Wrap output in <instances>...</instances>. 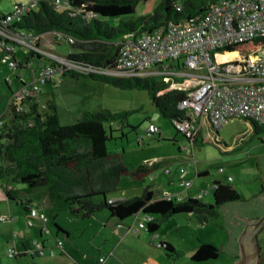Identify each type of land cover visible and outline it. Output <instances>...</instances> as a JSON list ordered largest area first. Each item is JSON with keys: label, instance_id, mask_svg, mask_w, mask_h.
Masks as SVG:
<instances>
[{"label": "trees", "instance_id": "1", "mask_svg": "<svg viewBox=\"0 0 264 264\" xmlns=\"http://www.w3.org/2000/svg\"><path fill=\"white\" fill-rule=\"evenodd\" d=\"M140 1L146 0H42L35 10H31L20 22L12 24L9 28L16 33L38 37L31 43L33 46H38L39 36L47 32H53L55 37L60 35L59 38H73V43L68 42L73 51L64 56L68 61L82 67L109 70L114 67L119 57L120 42L126 35L152 32L169 23L203 15L211 3L219 0H161L152 14L139 17L135 21H119L113 27L105 21L133 14ZM56 3L60 5L59 9L55 7ZM177 6L180 10L176 9ZM9 11L0 12V19ZM87 13L95 14V17H87ZM262 42V39L255 38L216 49L211 54L212 61L218 65L238 62L255 53ZM11 45L13 48L18 46L14 43ZM3 50L0 47V54H3ZM12 56L14 69L25 66L21 65V60L25 58L27 60L28 56L36 57L38 62L48 61L32 50H29L26 57L21 60L16 59L15 51ZM65 75L85 76L121 89L147 90L155 111L166 119L177 133L180 132L176 129V123L195 119L190 109L178 107L185 97L183 90H167L166 84L157 85L150 77L116 78L67 70L60 76ZM19 102V105L26 109L25 112L17 113L18 105L14 104L10 119L0 121V189L6 200L19 204L28 216L30 209H36L38 212L39 210L31 208L28 201L19 197L15 184L25 185L29 189H41L49 202H62L72 217L81 220L104 210L118 221L131 219L139 213L143 215V219L144 216H150L151 220L144 222L143 229L151 233H155L160 225L172 216L192 213L206 218L212 216L216 208L240 200L239 194L231 185L219 181H214L213 184L212 203L199 202L193 198L154 199L152 192L147 188L141 196L108 200V194L119 190L122 176L143 178L161 163L148 166L145 162L134 170H129L123 164L120 154L107 150L106 143L111 139L112 130L109 129L108 133L104 124L125 119L129 113H112L106 109L94 114L86 112L74 124L58 126L53 114L55 107L50 102L46 109L50 107L52 112L48 114L38 112L37 100ZM250 124L255 134L264 132V125L253 121ZM122 127L120 122V131ZM211 129L218 136L219 129ZM155 134L159 137L160 130ZM203 176L198 175L199 178ZM95 197H100L101 200L95 201ZM55 228L61 231L57 225ZM160 246L164 247L171 257L176 255L170 244L161 243ZM28 253L32 256L41 255L40 251L22 253L17 251L13 256L21 257ZM218 256L219 250L215 246L201 243L194 250L191 260L203 262L216 259Z\"/></svg>", "mask_w": 264, "mask_h": 264}, {"label": "rangeland", "instance_id": "2", "mask_svg": "<svg viewBox=\"0 0 264 264\" xmlns=\"http://www.w3.org/2000/svg\"><path fill=\"white\" fill-rule=\"evenodd\" d=\"M13 0H0V12H4ZM28 1V0H21ZM161 0H146L137 3L133 14L120 17L118 19H105L110 27L116 26L119 21L130 22L135 21L139 17L152 14L153 10L159 5ZM53 32H47L39 38L38 45L43 49L53 51L59 56H66L73 51L68 43L67 37L53 38ZM55 35V34H54ZM18 56L22 59L26 57L28 47L18 45L15 48ZM17 58V57H16ZM24 61L26 67L14 69L10 64L2 62V54H0V121H7L11 117L12 107L14 104L19 106L20 99L12 97L21 87V82L29 85L33 81V72L39 74V62L36 57H27ZM28 64H30L28 66ZM56 72L54 77L47 84L41 86L38 93V112L48 114L52 112L50 107L46 106L50 102L55 107V117L58 126H68L79 120L83 113H97L101 110H109L112 113L127 112L129 113L125 119L106 122L104 124L106 131L112 130L111 139L106 143L109 152L118 153L122 157L123 164L129 170H134L139 165L149 160L161 161L158 169L145 174L143 178L124 175L119 181V190L107 195V199H131L136 196H141L147 186L160 187V195L157 192L155 196L163 198L167 196L168 179L163 174L165 168H169L172 174L180 164L187 167V164L181 162V157L187 155L186 140L183 135L177 133L172 125L160 116L152 106L148 91L145 89H121L112 84L100 82L85 76L72 77L70 75L60 76ZM155 84H163V76L156 74L150 76ZM176 82H182L183 78H178ZM174 81V82H175ZM14 103H10L11 101ZM10 106V107H9ZM120 122L122 129L119 130ZM149 125H153L160 130L159 137L149 135L147 130ZM203 136L205 140L203 144L195 145L191 153V160L197 163V166L209 171L208 176L195 178L194 187L200 190L209 188V194L203 197L196 194L195 198L199 202H212V189L210 186L214 180H220L226 183V176L229 175L234 180L230 183L236 188L239 194L241 205H249V201L259 200L261 186L264 185V132L255 134L251 124L242 118H232L218 130V136L215 132L209 134L205 126H203ZM215 140L220 141L219 143ZM188 146V145H187ZM192 150V151H193ZM179 152V153H178ZM180 163V164H179ZM191 165V164H190ZM193 167V165L191 166ZM219 168H223L224 172L220 173ZM207 182V183H204ZM14 187L18 190L19 197L23 200L30 198L32 204H37V208H45V215L48 218L47 226L49 230H54L53 227V206L43 203V192L41 189H29L25 185L15 184ZM163 188V189H162ZM256 197V198H255ZM95 201L101 200L100 197H95ZM59 205H65L62 202ZM59 212L55 217L57 222L68 226L73 218L69 212L64 213L61 207L55 208ZM105 211V210H104ZM2 215L6 218L0 220V264H34L36 261H43L46 264H63L67 262L66 255H60L59 251L50 252L49 245H54L56 239L44 232L48 245L46 246L45 257L41 255L31 254L26 256L14 257L10 255L9 250H21V245L18 240L19 236L26 235L27 246L26 251L36 250V242L33 241V229H37V220H33L34 226L29 227L27 221L29 216L24 213L23 208L14 201H8L0 192V219ZM264 213L260 216L263 217ZM79 219V218H78ZM174 219H182L174 218ZM211 223L203 228L198 225L187 227L181 233L173 232L169 240L179 248L180 255L172 256L174 261L182 264H231L233 262L229 249V241L231 239L230 227L227 218L222 214L221 209L214 210V217L211 218ZM170 221V220H169ZM64 225V226H65ZM74 226V225H73ZM73 231V242L75 247L80 250H88L90 245L98 242L104 236L95 237L92 231L86 229L81 230L78 226ZM38 231V229H37ZM17 245H14V239L17 235ZM59 240L62 241V249L66 245V239L59 235ZM240 235L235 243L239 244ZM258 240L262 245V253H264V222L262 231L258 236ZM207 243L215 246L219 250V256L213 260L203 262L191 261V256L194 248L201 244ZM164 251V250H162ZM104 259V257H103ZM71 261V259L69 258ZM63 261V262H62ZM72 263V261H71ZM68 264V263H66Z\"/></svg>", "mask_w": 264, "mask_h": 264}, {"label": "built area", "instance_id": "3", "mask_svg": "<svg viewBox=\"0 0 264 264\" xmlns=\"http://www.w3.org/2000/svg\"><path fill=\"white\" fill-rule=\"evenodd\" d=\"M40 1L42 0L15 3L0 19L3 63L15 67L12 56L14 48L11 43L28 47L40 54L45 61L48 60L44 63L39 62V74L36 75L35 71H32L33 81L29 85L21 82V87L12 97H18L20 101L37 100L41 86L54 77L56 72L61 74L65 70L116 78L150 77L161 74L167 90L184 91L185 97L178 107L190 109L195 115L194 120L176 123V129L187 139L191 147L197 141L204 121L216 129L235 117L249 123L253 121L264 125V0H219L211 3L203 15L169 23L152 32L130 33L120 42L119 57L114 67L109 70L74 64L53 51L43 49L39 45L33 46L31 43L38 37L16 33L9 28L12 24L20 22L31 10H35ZM55 7L59 9L60 5L56 3ZM176 9L180 10V7L177 6ZM87 17H95V14L87 13ZM41 36L43 35L39 38ZM59 36L57 35L58 38ZM255 38L262 39V45L245 59L224 65L213 63L211 54L216 49ZM5 40L9 42L6 43ZM68 42L73 43V38H68ZM24 65L26 67V64ZM181 77L182 82L175 81ZM10 103H14V100ZM25 110L20 105L16 108L17 113ZM158 131L153 125H149L147 130L149 135ZM158 162L161 161L155 159L147 161V164L153 166ZM222 171L223 169L219 168V172ZM170 173L169 168L163 171L166 176ZM177 174L179 186L183 190L193 186V180L186 177L185 167H178ZM231 180L232 178L228 177V181ZM166 195L163 198L167 200L182 199L171 193ZM36 218L44 225L47 222L43 214L36 209H30L27 225L33 227V220ZM150 220V216H144V222ZM144 222L138 224L139 229L145 228ZM54 249L62 251V242L57 241L50 247L51 254L54 253ZM39 251L42 254L40 248ZM9 253L13 256L17 254V250L10 249ZM104 260L99 259V264Z\"/></svg>", "mask_w": 264, "mask_h": 264}, {"label": "crops", "instance_id": "4", "mask_svg": "<svg viewBox=\"0 0 264 264\" xmlns=\"http://www.w3.org/2000/svg\"><path fill=\"white\" fill-rule=\"evenodd\" d=\"M15 2H24V1L13 0L5 11H9L11 9V6ZM52 36L53 38H55L54 34H52ZM2 38L3 37L0 35V39ZM15 55L17 57L16 58L17 60H21L18 56L17 51L15 52ZM24 61L25 60L23 59L21 60V65L25 64ZM21 68L24 69L25 66H22ZM36 99L38 101V95ZM203 126H205L209 134L214 132L211 129L209 123L207 121H204L202 123V129H201L200 135L198 136L196 145L203 144L205 140V137L203 136V132H202ZM186 144L188 145V146L186 145L185 147L187 149L186 151L187 155L184 157H181L180 159L181 162H184L187 164V167H185L186 172H187L186 177L192 179L193 177L199 178L198 175L208 176L209 171L207 169L202 168V166H197V163L195 162L194 164L191 160L190 154L194 153V150H193L194 146L191 147L187 141H186ZM192 165L193 167H191ZM159 166H157L155 169H158ZM181 166L183 167L182 164H180V167ZM178 167L174 170V174H172L171 172L169 176H166L168 179V189L163 190V191H168L167 193L177 195L178 197H182L183 199L195 198L196 194L198 195L202 194V197L204 195L209 194V191H208L209 188H206V190H200V192L198 191L199 189L197 188H195V190L191 188L183 190L179 186V183H178V180H179L178 174H177ZM262 170H264V164L262 166ZM223 172H224V169H223ZM228 177H231V176L229 175L226 176V182L227 184L231 185L230 183H233L234 180L232 179L231 181H228ZM214 181L221 182L220 180L213 179L210 189L214 187L213 185ZM204 183H207V182H204ZM222 184H226V183H222ZM194 185L195 184L193 181L192 187H194ZM146 188L152 192L154 199H159V197L155 196V194L158 192L160 195L161 193L160 191H162L160 187L156 186L154 188V186L153 187L147 186L145 187V189ZM233 188L236 190L235 187ZM0 192H2L1 189H0ZM256 197H260L259 201L261 203L259 204L257 203ZM256 197H255L256 198L255 203L254 201H249L248 206L242 205V204L240 205L239 204L240 200H239L238 202L227 203L219 207V209H221L222 214L227 218V221L230 227L229 231L231 233V239L229 241V249H230V254L232 256V259H233V262L231 264H235L236 261L238 260V255H236V252L234 251L235 248L233 245V241H236L243 225H247L248 227H251L252 220L250 219L258 217L262 215V213H264V185L261 186L259 196H256ZM108 200H121V199L109 198ZM26 201L30 203L31 208H37L38 205L32 204V200L30 198H27ZM43 203L49 204L53 206L54 208L52 212L54 230L53 231L49 230V227L47 226V223L49 220L47 216L45 215L46 209L41 208V207L37 208L40 213H43L46 216L47 222L45 225H43L39 220H37L38 231L36 228L33 229V233H34L33 241H38L36 242L37 247H36V250L34 251L37 252L39 251V248H40V250L42 251V254L40 257H45L46 249H47L46 246L48 245L47 244L48 241H47L46 236L43 235L44 232L51 235V237L55 238L56 241L59 240V237H60L59 235H61L64 239H66L67 243L65 247L62 249V251H59V250H54V251H57V252L59 251V254L61 256L66 255L68 258L66 263L68 264H99V259L103 257L105 260L102 264H182L180 262H177L176 260L174 261V259H172V257L166 253L164 247L160 246V244L161 243L170 244L172 248L174 249V251L176 252L175 256L180 255L179 248H177V246L169 240V237L171 236V234L173 232L181 233V231H183L184 229H188L187 227H192L195 225H198L199 228H203L204 226L209 225L211 223L210 221H212L211 218L214 217V214L206 218H202L192 213L175 215L169 218L168 220L164 221L155 233H151L147 231L146 229L138 228V224L141 222H144L143 215L141 213L137 214L135 217L131 219H128L125 221H118L117 219L110 217V214L108 213V211L105 210V211L98 212L94 216L88 219H85V220H81V219L73 217L71 219L70 224L66 226L65 224H61L57 222V219L55 220V217H57L59 214V212L55 210L56 206L61 207L64 210V213H68V208L66 207V205H59V203H51L44 196V194H43ZM207 203H212V202H207ZM24 213L27 214V212H24ZM180 217H182V219H174V218H180ZM244 218L248 219V221L246 222ZM56 225L61 229V231L55 228ZM75 226H78V228H80L81 230L86 229L87 231H92L93 233H95L94 234L95 237H99L100 235L104 237L101 238L100 241L90 245L88 250H80L77 247H75V244L72 240L74 237L73 231L76 228ZM17 237L18 235L13 241L15 247L17 245ZM26 238H27L26 235H24L23 237L19 236L18 238L20 245L22 247L21 250H18V248L16 247V250L19 253H22L26 251V249H29L24 243V241L27 240ZM204 244H207V243H204ZM52 246L54 245L52 244L49 245V247H52ZM195 249L196 247L194 248V250ZM28 252H32V250ZM32 257L33 256H31V259ZM69 258L71 259L72 263L69 260ZM66 263L63 262V264H66ZM34 264H46V263H44L41 260V261L34 262Z\"/></svg>", "mask_w": 264, "mask_h": 264}, {"label": "flooded vegetation", "instance_id": "5", "mask_svg": "<svg viewBox=\"0 0 264 264\" xmlns=\"http://www.w3.org/2000/svg\"><path fill=\"white\" fill-rule=\"evenodd\" d=\"M260 216L250 219V220H252V224H251V227L248 230V235L246 234L247 235V237H246V246H247L248 250L250 251V253L252 255H254V257L258 261L261 258L264 257V253H262V245L260 244V241L258 240V236H259V234L262 231V225H261V227H258V228H255L252 225L254 223H256L260 219ZM246 220L248 221V219H246ZM246 229H247L246 225H243L239 235H242L243 233H245L244 231ZM234 248H235L234 251L236 252V255H238V253H239V244L236 243L234 245Z\"/></svg>", "mask_w": 264, "mask_h": 264}, {"label": "water", "instance_id": "6", "mask_svg": "<svg viewBox=\"0 0 264 264\" xmlns=\"http://www.w3.org/2000/svg\"><path fill=\"white\" fill-rule=\"evenodd\" d=\"M245 219V218H244ZM245 221L247 222V220L245 219ZM264 222V216L261 217L256 223H254L252 226H254L255 228L261 227V225ZM246 230L244 231L245 233H243L242 235H240L239 238V253H238V260L236 261L235 264H263L264 263V257L261 258L259 261L256 260V258L254 257V255H252L250 253V251L248 250L247 246H246V237L248 235V229L250 227H248L246 225ZM247 234V235H246Z\"/></svg>", "mask_w": 264, "mask_h": 264}]
</instances>
